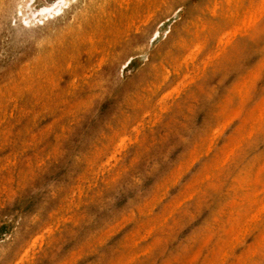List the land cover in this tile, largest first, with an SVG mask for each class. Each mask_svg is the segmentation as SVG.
Instances as JSON below:
<instances>
[{"label": "rangeland", "instance_id": "1", "mask_svg": "<svg viewBox=\"0 0 264 264\" xmlns=\"http://www.w3.org/2000/svg\"><path fill=\"white\" fill-rule=\"evenodd\" d=\"M28 1L0 0V264H264V15L206 64L216 41L183 58L206 0H68L52 18Z\"/></svg>", "mask_w": 264, "mask_h": 264}, {"label": "bare ground", "instance_id": "2", "mask_svg": "<svg viewBox=\"0 0 264 264\" xmlns=\"http://www.w3.org/2000/svg\"><path fill=\"white\" fill-rule=\"evenodd\" d=\"M21 1V0H20ZM28 1V0H27ZM29 1H33V0H29ZM28 1V2H29ZM73 2H74V0H72ZM76 1V0H75ZM126 1H128V0H126ZM130 1V0H129ZM135 1V0H134ZM133 1V2H134ZM137 1V3H138V0H136ZM140 2H139V4H137V3H135V5L137 4V6L138 5H140V3H141V0H139ZM143 1V0H142ZM157 1V2H156ZM158 1L159 0H148L147 1V3H150V2H154L155 4H146V10H148V8L149 9H151V7H149V6H151V5H153V7L155 6V8H156V10H159V9H162L163 7L162 6H160V4L158 5L157 3H158ZM202 1H204V0H202ZM211 0H206V3H203L204 5H203V7H201L202 9H203V11H202V14H200V17L198 16L197 18H198V20H197V23L196 24H194V30H195V33H193L192 32V34H193V40H194V38L197 40V42H196V45H194L193 47H195V48H192L193 50L192 51H189L188 53H186L187 54V56L185 55L183 58H185V60H184V62L185 61H187V59L188 58H190V60H192V61H197V60H199L200 58L199 57H201V56H199L200 54L199 53H203L202 51H201V49H203L204 47H206L207 45H206V43H207V41L208 40H211V42L210 43H212V41H216L217 43H215V44H217V46H216V50L215 51H213L211 54H208L206 57H205V61H206V64L207 63H209L210 64V62L211 61H215L214 63H216V61H219V60H221L222 58H223V55L222 54H225L224 52H227L226 50L229 48V46H231V45H233V43L234 42H238L239 40H240V38H242V36H244V37H246V39H248L247 37H248V35H250V34H252L253 35V30L255 29V31H256V29H258L257 30V32L259 31L260 32V30H259V28H257L258 27V25H259V22H258V24H257V21L259 20V18L262 16V15H264V0H218V2H216V0L215 1H213L214 3H211L210 2ZM28 2H24V3H26V4H24V5H29L30 4V2H29V4H27ZM35 2V1H34ZM47 4L45 5V6H42V8H39V9H36V10H33V11H30L31 10V8L29 9V6L27 7V8H25L26 6H24L23 8H25V9H29V11L30 12H32V14L33 15H35V14H40L41 15V17H42V15H46L47 14V16L49 15L51 18L53 17V15L55 14V12H57L55 15H58V13L59 12H62L61 11V9L62 8H65L64 7V5H66V3H68V0H47ZM70 2V1H69ZM72 2V3H73ZM78 2V1H77ZM76 2V3H77ZM144 2V1H143ZM145 2H146V0H145ZM163 1H161V3H162ZM22 3V2H21ZM21 3H20V5H21ZM72 3H71V5H72ZM165 3V2H164ZM168 3V2H167ZM166 3V4H167ZM131 4V3H130ZM141 4H143V5H145L144 3H141ZM199 4V3H198ZM200 4H202L201 2H200ZM62 5H63V7H62ZM70 5V6H71ZM69 6V7H70ZM17 7H21V6H18L17 5ZM74 7V6H73ZM122 7V6H121ZM141 7V6H140ZM139 7V8H140ZM152 7V8H153ZM162 7V8H161ZM198 8H200V7H198ZM33 9H34V6H33ZM69 9V8H68ZM68 9H67V11H68ZM71 9V8H70ZM122 9H124V8H121V10ZM144 9V8H143ZM21 10H23L22 8H21ZM127 10H128V6H127ZM145 10V11H146ZM166 10V9H165ZM18 13H21L20 12V10L18 9ZM124 11H125V9H124ZM130 11V10H129ZM137 11V10H136ZM136 11H134V12H136ZM154 11V10H153ZM152 11V12H153ZM160 11H162V10H160ZM15 12V11H14ZM54 12V13H53ZM125 12H127V11H125ZM132 12V11H131ZM192 12V11H191ZM24 13V12H23ZM26 13V17H27V15H28V12H25ZM128 13V12H127ZM133 13V12H132ZM158 13V12H157ZM195 13V12H194ZM197 13H198V11H197ZM31 14V13H30ZM31 14V15H32ZM133 14H135V13H133ZM132 14V15H133ZM60 15V14H59ZM63 15V14H62ZM132 15H131V17H132ZM195 15H198V14H195ZM22 16V15H21ZM127 16H129V15H127ZM23 17V16H22ZM59 17V16H58ZM191 17V16H190ZM14 18V17H13ZM34 18V17H33ZM38 18H40V17H38ZM48 19L46 16H44V19ZM192 18V17H191ZM195 18V17H194ZM196 18V19H197ZM263 18H264V16H263ZM17 19V18H16ZM19 19H21L22 20V18L21 17H19ZM36 19H37V17H36ZM43 19V18H42ZM43 19V20H44ZM262 19V18H261ZM15 20V19H14ZM29 20V19H28ZM37 20H39L40 21V19H37ZM43 20H42V22H43ZM50 20V19H49ZM190 20H192V19H190ZM23 21H24V19H23ZM36 21V20H35ZM39 21H37V23L39 22ZM53 21H54V18H53ZM184 21H185V19H184ZM194 21H196V20H194ZM261 21V20H260ZM263 21H264V19H262V21H261V24L263 25L264 23H263ZM19 22V21H18ZM25 22V21H24ZM29 22H30V20H29ZM42 22H40L39 24H41ZM23 23V22H22ZM26 23V22H25ZM47 23H49V22H47ZM31 24V23H30ZM29 24V25H30ZM33 24V23H32ZM31 24V25H32ZM45 24V23H44ZM14 25H16V24H14ZM22 25V24H21ZM24 25V24H23ZM26 25V24H25ZM29 25H27V26H29ZM48 25V24H47ZM261 25V26H262ZM41 26H43V25H41ZM40 26V27H41ZM45 26V25H44ZM16 27H18V26H16ZM16 27H15V29H16ZM25 27V26H24ZM38 27V26H37ZM263 28H264V26H262ZM179 28V27H178ZM22 29V28H21ZM25 29V28H24ZM34 29V28H33ZM176 29H177V27H176ZM183 29V28H182ZM181 29V30H182ZM192 29V28H191ZM180 30V29H179ZM183 31V30H182ZM184 32V34L186 33L185 31H183ZM182 32V33H183ZM256 32V33H257ZM181 33V32H180ZM256 33H254V34H256ZM178 34V33H177ZM187 34H188V32H187ZM192 34H190V35H192ZM176 35V34H175ZM180 36H179V38L181 37L182 39L184 38V35H183V37H182V34H179ZM257 35V34H256ZM173 36V35H172ZM177 37V39H178V36H176ZM175 37V38H176ZM187 37H189V36H187ZM192 37V36H191ZM250 37V36H249ZM253 37V36H252ZM172 38V37H171ZM181 39V40H182ZM185 39V38H184ZM187 39V38H186ZM172 40H173V38H172ZM188 41H189V39H187ZM186 40V41H187ZM192 40V41H193ZM200 40H205V46L203 47V48H200V47H202V46H200ZM207 40V41H206ZM253 40V39H252ZM169 41V40H168ZM170 41H171V39H170ZM177 41H179V39L177 40ZM191 41V40H190ZM189 41V42H190ZM191 41V42H192ZM243 41V40H242ZM253 41H255V40H253ZM258 41V40H257ZM181 42V41H180ZM179 42V43H180ZM189 42L187 43V44H189ZM244 43H245V40L243 41ZM168 43V42H167ZM172 43V42H171ZM183 43V42H182ZM182 43H181V45H182ZM209 43V44H210ZM169 44V43H168ZM173 44H174V41H173ZM191 44V43H190ZM241 44H243V43H241ZM255 44V43H254ZM264 44V43H263ZM166 45V44H165ZM175 45L176 44H174V48H175ZM180 44L179 45H177L176 47L178 48V46H180L181 47V49H183L182 47H183V45L181 46ZM245 45H248V41H247V44H245ZM168 46V45H167ZM242 46V45H241ZM240 46V47H241ZM257 46V45H256ZM255 46V47H256ZM209 47H211V46H209ZM208 47V48H209ZM233 47V46H232ZM237 47V46H236ZM244 47V46H243ZM250 47V46H249ZM263 47V46H262ZM262 47H261V49H262ZM163 48V47H162ZM184 48H185V46H184ZM219 48V49H218ZM235 48V47H234ZM252 48V47H251ZM250 48V49H251ZM259 48V47H258ZM176 49V48H175ZM180 49V48H179ZM179 49H177V50H179ZM247 49V48H246ZM254 49V48H253ZM264 49V48H263ZM262 49V50H263ZM176 50V51H177ZM205 50H206V48H205ZM218 50V51H217ZM229 50H231L230 48H229ZM235 50V51H234ZM233 51L234 52H238V51H236V50H238V49H234ZM248 50V49H247ZM262 50H261V52H262ZM162 51V50H161ZM166 51V50H165ZM208 51V50H207ZM223 51V52H222ZM160 52V51H159ZM158 52V53H159ZM174 52V51H173ZM183 52V51H182ZM181 52V53H182ZM230 52L231 51H229V54H230ZM233 52V53H234ZM264 52V51H263ZM157 53V54H158ZM168 53V52H167ZM178 53V52H177ZM177 53H176V55H177ZM206 53V52H205ZM210 53V52H209ZM179 54V53H178ZM232 54V53H231ZM240 54V53H239ZM160 55V54H159ZM203 55V54H202ZM237 55V54H236ZM264 55V54H263ZM262 55V56H263ZM161 56V55H160ZM167 56V55H166ZM173 56H175L174 55V53H173ZM179 57V56H178ZM240 57V56H239ZM172 58V57H171ZM183 58H181V60H180V63L181 62H183L182 61V59ZM187 58V59H186ZM238 58V57H237ZM170 59V58H169ZM175 59H177V57H175ZM165 60V59H164ZM190 60H188L189 62H190ZM204 60V59H203ZM171 61V60H170ZM173 61H175V60H172L171 62H173ZM176 62V61H175ZM179 62V61H178ZM178 62H176L177 64L176 65H178ZM224 62H226V61H224ZM174 63V62H173ZM173 63L171 64V66L173 65ZM179 63V64H180ZM191 63V62H190ZM204 63V62H203ZM170 64V63H169ZM185 64V63H184ZM183 64V65H184ZM186 64H188L187 62H186ZM192 64V63H191ZM206 64L204 65L205 67H206ZM218 64V63H217ZM225 63H222L221 65L223 66ZM261 64V63H260ZM228 65V64H227ZM262 65V64H261ZM164 66V65H163ZM170 66V67H171ZM188 66H190V65H188ZM192 66H194V65H192ZM203 65H202V67H204ZM211 66H213V65H211ZM211 66H209V67H211ZM164 67H166V66H164ZM177 67V66H176ZM175 67V68H176ZM181 68V66L180 65H178V69H180ZM185 67H186V69H188L189 70V72L191 73V70L189 69V68H187V65H185ZM201 67V66H200ZM216 67V66H215ZM219 67V66H218ZM224 67V66H223ZM259 67V66H258ZM174 68V70H176ZM184 68V67H183ZM182 68V69H183ZM197 68H198V65H197ZM221 68V67H220ZM225 68V67H224ZM164 69V68H163ZM177 69V70H178ZM182 69L180 70V71H182ZM204 69V71H207V69L205 70V68H203ZM209 69H211V68H209ZM166 70H168L167 68H166ZM165 70V71H166ZM196 70V69H195ZM198 70H199V68L197 69V71H195V73L196 72H198ZM212 70H214L213 68H212ZM187 71V70H186ZM203 71V70H202ZM162 72V71H161ZM167 72V71H166ZM171 72V71H170ZM174 72V71H173ZM211 72V71H210ZM176 73H178V72H176ZM182 73V72H181ZM181 73L179 74V75H181ZM190 73H188V71H187V74L186 75H188V77L185 75V73H182V75H185V77L184 76H181V77H183V79L185 78V79H188L187 81L189 82V79L192 77V75L193 76H195L193 73L192 74H190ZM205 72H203V74H204ZM166 74V73H165ZM167 74H168V72H167ZM165 75V76H168V75ZM172 74V73H171ZM171 74H169V75H171ZM197 74H199V75H201L202 73H200V72H198ZM212 74H214V72L212 73ZM161 75V74H160ZM163 75V74H162ZM161 75V76H162ZM178 75V74H177ZM176 75V76H177ZM190 75V76H189ZM208 75V74H207ZM164 76V75H163ZM175 76V75H174ZM203 76V75H202ZM205 76V75H204ZM218 76V75H217ZM216 76V77H217ZM180 77V78H181ZM190 77V78H189ZM196 77V76H195ZM207 77V76H206ZM174 78H176V77H174ZM179 78V80H177V82L178 81H180V83L181 84H183L184 85V81H181V79ZM205 78V77H204ZM210 78V77H209ZM41 79V78H40ZM161 79H164V78H161ZM182 79V80H183ZM193 79L194 78H192V81H193ZM199 79V78H198ZM39 80V79H38ZM42 80V79H41ZM191 80V79H190ZM195 80V79H194ZM42 81H44V80H42ZM167 81H169V80H167ZM186 81V80H185ZM206 81H208V79L206 80ZM163 82V81H162ZM176 82V81H175ZM183 82V83H182ZM187 82V84H189ZM196 82H198L197 80H196ZM195 82V83H196ZM243 82V81H242ZM253 82V81H252ZM42 83V82H41ZM44 83V82H43ZM51 83H52V81H51ZM54 83V82H53ZM170 83H173L172 81L170 82ZM194 83V84H195ZM243 83H246V82H243ZM47 84H50V83H47ZM55 84V83H54ZM53 84V85H54ZM165 84H166V82H165ZM186 84V83H185ZM186 84V85H187ZM199 84V83H198ZM241 84V83H240ZM240 84H238V85H240ZM251 84V83H250ZM41 85V84H40ZM40 85H39V87H40ZM52 85V84H51ZM173 85V84H172ZM164 86V85H163ZM185 86V85H184ZM245 86V85H244ZM250 87H251V85H249ZM29 87V86H28ZM42 87V86H41ZM40 87V88H41ZM44 87H45V85H44ZM173 87H175V86H173ZM171 88L173 91L174 90H176L175 88ZM195 87H196V85H195ZM177 88V87H176ZM184 88V87H183ZM190 88V87H189ZM188 88V89H189ZM237 88V87H236ZM236 88H235V90H236ZM50 89V88H49ZM54 89H55V86H54ZM178 89L179 88H177V92H180L182 89H180V91H178ZM186 89V88H185ZM29 90V89H28ZM44 90V89H43ZM197 90V89H196ZM40 91V90H39ZM46 91V90H45ZM169 92H170V90H168ZM190 91V90H189ZM247 91V90H246ZM250 91H252V89L250 90ZM35 92H36V89H35ZM47 92V91H46ZM172 92V91H171ZM185 92H186V90H185ZM49 93V92H48ZM168 93V92H167ZM166 93V94H167ZM173 93V92H172ZM174 93L176 94V92L174 91ZM188 93H190V92H188ZM168 94H171V93H168ZM190 94H192V92L190 93ZM234 94V93H233ZM232 94V95H233ZM249 94H252V92L251 93H249ZM40 95H43V94H40ZM165 95V94H164ZM178 95H179V93H178ZM235 95V94H234ZM248 95V94H247ZM23 96H24V94H23ZM47 96V95H46ZM49 96H50V94H49ZM166 96V95H165ZM162 96V101H164V99L165 100H168L169 98H171L172 97V95H171V97H168V96ZM170 96V95H169ZM175 96V95H174ZM174 96L171 98V100L173 101V98H174ZM177 96V95H176ZM165 97V98H164ZM190 97V96H189ZM240 97V96H239ZM164 98V99H163ZM168 98V99H167ZM185 98V97H184ZM236 98V97H235ZM245 98H248L247 96L245 97ZM177 100H179V98H176ZM186 99V98H185ZM249 99V98H248ZM37 100V99H36ZM237 100V99H236ZM171 101V102H172ZM235 101V100H234ZM240 101V100H239ZM35 102V101H34ZM158 102H161V100H159L158 99ZM170 102V103H171ZM174 102V101H173ZM173 102H172V104H173ZM180 102V101H179ZM184 102V101H183ZM233 102V101H232ZM231 102V103H232ZM241 102V101H240ZM246 102H248V101H246ZM165 101L164 102H162V103H159V105H161V106H163L162 107V109H161V106H159L160 107V109L162 110V111H164V110H166V107H168L167 105H169V104H166V106H165ZM241 103H244V102H241ZM35 104V103H34ZM36 104H38V103H36ZM264 104V103H263ZM148 105V104H147ZM171 105V104H170ZM240 105H242V104H239L238 106H240ZM261 105V104H260ZM158 107V108H159ZM229 107V106H228ZM235 107V106H234ZM259 107V110H258V112H261V111H263L262 113L264 114V110H260V106H258ZM262 107H264V106H262ZM155 108H157L156 106H155ZM170 108V107H169ZM235 108H239V107H235ZM240 108H241V106H240ZM172 109V108H171ZM229 109H230V107H229ZM258 109V108H257ZM263 109V108H262ZM236 110V109H235ZM242 110V109H241ZM240 110V111H241ZM224 111H226L225 109H224ZM236 111H239V110H236ZM234 112V111H233ZM11 113H13L12 111H11ZM235 113H237V112H235ZM234 113V114H235ZM241 113V112H240ZM253 113V112H252ZM256 113V112H255ZM262 113H260L261 115H262ZM11 115V114H10ZM210 115V114H209ZM228 115V114H227ZM236 115V114H235ZM240 115V114H239ZM12 116V115H11ZM229 116H230V113H229ZM253 116H255V115H253ZM233 117V116H232ZM231 117V118H232ZM257 117V116H256ZM255 117V118H256ZM4 118H5V116H4ZM254 118V119H255ZM259 117H257L256 119H258ZM262 118H263V116H262ZM213 119V118H212ZM226 119V118H225ZM233 119H234V117H233ZM255 119V121L256 122H258V120H256ZM2 120H3V118H2ZM1 120V121H2ZM227 120L229 121L230 119L229 118H227ZM223 121L224 123H221V125L222 124H226V122H228V121ZM213 121V120H212ZM217 121V120H216ZM246 121V120H245ZM254 121V122H255ZM230 122V121H229ZM250 122V125L251 126H253L251 123V121H249ZM253 122V123H254ZM212 123V122H211ZM247 124H249V123H247ZM216 125V124H215ZM221 125H219V126H221ZM209 126V125H208ZM245 126H246V124H245ZM245 126H244V128H245ZM260 126H262V125H260ZM260 126H258V127H260ZM211 127V126H210ZM254 127H255V125H254ZM216 128H220V127H216ZM216 128H215V130H216ZM241 128H242V126H241ZM263 128V127H262ZM209 129V128H208ZM213 129V128H212ZM243 129V128H242ZM261 129V128H260ZM210 130V129H209ZM214 129L212 130V134L213 133H215L216 131H215ZM218 130V129H217ZM249 130V129H248ZM250 130H252V129H250ZM254 130V129H253ZM8 131V130H7ZM215 131V132H214ZM241 131V130H240ZM254 132H256V131H254ZM259 132V131H258ZM242 133V132H241ZM251 133H253V131H251ZM251 133H249L248 135H251ZM244 135V134H243ZM243 135H241L240 134V137H239V139L241 138V136H242V138H243ZM257 135V134H256ZM247 136V135H246ZM255 136V135H254ZM4 136H2V138H3ZM209 140V139H208ZM238 140V139H237ZM243 140H244V138H243ZM243 140H242V142H243ZM121 144L124 142V139H121ZM211 141L213 142V139H211ZM211 141H209V142H211ZM241 141V139L239 140V142ZM248 141H250V140H248ZM204 142V141H203ZM202 142V143H203ZM212 142L210 143V145L208 146V143H207V141H206V143H207V145L204 147V148H208V150L207 151H209V147L211 146V144H212ZM237 142V141H236ZM241 142V143H242ZM244 142H246V141H244ZM243 142V143H244ZM205 143V144H206ZM204 144V143H203ZM232 144H235V142L234 143H232ZM231 143H230V145L228 146L230 149L232 148V147H236V146H232V147H230L231 145H232ZM236 145V144H235ZM208 146V147H207ZM215 146V145H214ZM213 146V147H214ZM237 146H238V144H237ZM202 147V148H203ZM227 147V148H228ZM244 147V146H243ZM215 148V147H214ZM234 148H233V150H234ZM239 148V150H241V147H238ZM210 150H211V148H210ZM220 150V149H219ZM227 150V149H226ZM226 150H224V151H226ZM232 150V149H231ZM239 150H238V153H239ZM199 152H200V150H198ZM230 151V150H229ZM215 152V151H214ZM228 152V151H227ZM208 153V152H207ZM221 153V152H220ZM232 153H233V151H232ZM235 153H237V151L235 152ZM237 153V154H238ZM206 154V153H205ZM214 154V153H213ZM223 154V153H222ZM222 154H221V156H222ZM225 154H226V152H225ZM229 154H230V152H228V156L226 157V158H229ZM196 155H198V154H196ZM200 155H202V153L200 154ZM207 155V154H206ZM217 155V154H216ZM232 155H234V154H232ZM203 156V155H202ZM225 156V155H224ZM223 158V157H222ZM231 158H233L232 156H231ZM219 159V158H218ZM224 159L225 158H223V161H224ZM220 160H222L221 158L219 159V161L218 162H221ZM226 160V159H225ZM228 160V159H227ZM226 160V161H227ZM225 162V161H224ZM233 161H232V159H231V163H232ZM211 163H213L212 161H211ZM216 163V162H215ZM222 163V162H221ZM234 163V162H233ZM217 164H219V163H217ZM217 164H215V166L217 165ZM229 164H230V162H229ZM221 165H223V164H221ZM211 165L209 164V166L208 167H210ZM213 166V165H212ZM231 166V165H230ZM0 167H1V165H0ZM214 167V166H213ZM219 166H217V167H215V168H218ZM222 167H224V166H222ZM2 168H3V166H2ZM207 167H205V169H206ZM232 169V168H231ZM251 169V168H250ZM249 169V170H250ZM252 171H253V169H252ZM4 172V171H3ZM207 172H209V170L207 169ZM207 172H205V173H207ZM214 172V171H213ZM246 172V171H245ZM204 173V174H205ZM12 174V173H11ZM14 174V173H13ZM218 175H219V172L217 173ZM252 174V173H251ZM207 175V174H206ZM210 176V175H209ZM243 176V175H242ZM215 177H217V176H215ZM249 177H250V175H249ZM248 177V178H249ZM206 178H207V176H206ZM217 178H219V177H217ZM220 178H222V175L220 176ZM245 178V177H244ZM248 178H246L247 180H248ZM241 179H243V178H241ZM245 179V180H246ZM201 180H203L202 178H201ZM216 180V179H215ZM214 180V181H215ZM219 180V179H218ZM227 181V180H226ZM252 182H253V179L251 180ZM197 182H198V180H197ZM217 181H215V182H213V183H216ZM219 182V181H218ZM250 182V181H249ZM249 182H248V184H249ZM208 183V182H207ZM233 183V182H232ZM254 183H255V181H254ZM193 184V183H192ZM192 184L189 186L190 188H192L193 189V187H192ZM195 184V183H194ZM208 184H210L211 185V187H212V185H214V184H212L211 182H209ZM218 184H220V182L218 183ZM218 184H215L213 187L215 188V186L216 185H218ZM234 184V183H233ZM4 185V184H3ZM231 185V184H230ZM229 185V186H230ZM257 185V184H256ZM261 185H263V184H261ZM207 186V185H206ZM209 186V185H208ZM224 186V185H223ZM234 186V185H233ZM232 186V187H233ZM249 186V185H248ZM3 187V186H2ZM5 187V186H4ZM188 187V188H189ZM196 187V186H195ZM232 187H228L227 188V190L228 189H231ZM187 188V187H186ZM187 188V189H188ZM202 188H204V187H202ZM252 188H255V187H252ZM251 188V189H252ZM261 188H262V186H261ZM264 188V187H263ZM186 189V190H187ZM192 189L190 190V191H192ZM206 189V188H205ZM213 189V188H212ZM216 189H219V187H217ZM186 190H185V194H187L189 191H187L186 192ZM189 190V189H188ZM194 190V189H193ZM215 190V189H214ZM223 190V189H222ZM250 190V189H249ZM206 191V190H205ZM208 191H209V189H208ZM233 191H234V189H233ZM254 191H255V189H254ZM257 191H259V190H257ZM200 192H201V190H200ZM202 192H204V191H202ZM249 192V191H248ZM190 193V192H189ZM193 193H195V192H193ZM205 193V192H204ZM227 193V192H226ZM254 193V192H253ZM259 193H260V191H259ZM263 193H264V191H263ZM184 194V195H185ZM258 194V193H257ZM183 195V194H182ZM183 195V196H184ZM190 195H191V197H192V195L193 194H191L190 193ZM199 195H201V194H199ZM243 195V194H242ZM248 195V194H247ZM220 196V195H219ZM253 196H254V194H253ZM190 197V198H191ZM198 197V196H197ZM262 197V196H261ZM188 198V197H187ZM199 198V197H198ZM185 199V198H184ZM249 199H251V198H249ZM248 199V200H249ZM261 199V198H260ZM260 199H259V203H260ZM179 200H180V198H179ZM210 200V199H209ZM239 200V199H238ZM185 201H187V200H185ZM191 201L193 202V200L191 199ZM241 201H242V199H241ZM220 202V201H219ZM225 202V201H224ZM223 202V203H224ZM234 203H235V201H233ZM240 202V200L239 201H236V204L237 203H239ZM252 202V201H251ZM250 202V203H251ZM264 202V201H263ZM263 202H262V205H260L259 207H257L258 209H261V207H262V209H264V205H263ZM186 203V202H185ZM190 202H188V204H189ZM218 203V202H217ZM254 203V202H253ZM256 203H257V200H256ZM258 203V204H259ZM181 203H179V205H180ZM241 204V203H240ZM236 206H238V205H236ZM254 209V211H258V209ZM256 211V212H257ZM253 212V211H252ZM260 210H259V212H258V214L260 215ZM251 213V212H250ZM167 214V213H166ZM252 214L253 213H251L250 215L252 216ZM261 214H262V212H261ZM164 215V214H163ZM162 216V215H161ZM249 216V215H248ZM251 216H249V220L251 221V219L253 220V217L250 219V217ZM254 216H256L257 217V213H255V215ZM264 217V216H263ZM141 218H143V217H141ZM159 218V217H158ZM163 218V217H162ZM162 218H159V221H160V219L162 220ZM245 218H247V219H245ZM244 218V221L245 220H248V217H245ZM255 219V218H254ZM259 219V218H258ZM166 221V220H165ZM158 222V221H157ZM246 223L248 222V221H245ZM245 222H243V223H245ZM261 222H259V224H260ZM251 224V223H250ZM258 224V223H257ZM247 225V224H246ZM245 225V226H246ZM256 226V225H255ZM254 226V227H255ZM162 227V226H161ZM164 227V226H163ZM250 227V226H249ZM258 227V226H257ZM152 228V227H151ZM254 229V228H253ZM240 230H238V232H239ZM151 232V231H150ZM241 232H242V229H241ZM240 232V233H241ZM240 233H238V235H240ZM244 233H246V231L244 232ZM141 235V234H140ZM235 235V234H234ZM237 235V233H236V235L235 236H237L238 238H239V236ZM250 235V234H249ZM38 236V235H37ZM257 236H260V235H257ZM36 237V236H35ZM38 238V237H37ZM141 238H142V236H141ZM140 238V239H141ZM231 238V240L229 239V241L228 242H233V239L234 238H236V237H230ZM260 238H261V236H260ZM240 239V238H239ZM238 239V240H239ZM241 239H243V238H241ZM237 240V239H236ZM237 240V241H238ZM34 241V240H33ZM142 241H144V240H142ZM136 242V241H135ZM240 242V241H239ZM238 242V243H239ZM261 242V241H260ZM260 242H258V244L257 245H259L261 248L262 247H264V246H262V245H260ZM130 243L131 242H129L128 243V245H130ZM241 243V242H240ZM136 244V243H135ZM236 244V243H235ZM231 245V243H229V245H231L230 247H232V253H233V248H235L236 247V245ZM143 245V244H142ZM227 246V245H226ZM235 246V247H234ZM251 246H252V244H251ZM254 246V245H253ZM252 246V247H253ZM137 247H138V244H137ZM143 246H140V248H142ZM145 247V246H144ZM143 247V248H144ZM259 247V248H260ZM129 248H131V246H129ZM227 248V247H226ZM229 248V247H228ZM248 248V247H247ZM253 248H255V250H256V247H253ZM253 248L251 249V250H253ZM260 248V249H261ZM125 249L126 248H124V251H125ZM223 249H224V245H223ZM264 249V248H263ZM127 250V249H126ZM131 250V249H130ZM130 250H128V252L130 251ZM134 250V249H133ZM222 250V249H221ZM227 250V249H226ZM225 250V251H226ZM248 250H249V248H248ZM148 251V250H147ZM224 251V253H226ZM228 252L230 251V249L229 250H227ZM257 251H259V249L257 250ZM262 251V250H261ZM263 252V251H262ZM26 253V252H25ZM132 253H133V256L135 255L134 254V251H132ZM131 253V254H132ZM232 253H231V255H232ZM247 253H248V251H247ZM250 253V252H249ZM257 253V252H256ZM259 253H260V251L258 252V255H259ZM124 254V253H123ZM122 254V255H123ZM126 254H128V253H126ZM125 254V255H126ZM131 254L130 255H128L127 257L129 258V256H130V258H132V259H134V257H132L131 256ZM220 254H221V252H220ZM219 254V255H220ZM254 254H255V252H254ZM125 255H124V257H125ZM144 255V254H143ZM224 255V254H223ZM230 255V256H231ZM141 256V255H140ZM139 256V257H140ZM148 256V255H147ZM247 256V255H246ZM248 256H249V254H248ZM252 256H253V254H252ZM252 256H251V258H252ZM22 257V256H21ZM120 258H122L123 259V257H120ZM128 258H125L124 260H127ZM223 258H225V257H223ZM222 258V259H223ZM233 258V257H232ZM247 258V257H246ZM222 259H220V260H222ZM229 259V258H228ZM228 259H226V260H228ZM243 259V258H242ZM241 259V260H242ZM118 260H119V258H118ZM251 260V259H250ZM255 260V259H254ZM20 261V260H19ZM122 262H123V260H121ZM137 261V260H136ZM139 261H140V258H139ZM139 261H137V262H139ZM223 261H224V259H223ZM252 261V260H251ZM250 261V262H251ZM256 261H258V260H256ZM17 262V261H16ZM115 262V261H114ZM113 262V264H115ZM129 262V260L128 261H126V263H128ZM145 262V261H144ZM219 262V261H218ZM253 262V261H252ZM251 262V263H252ZM117 263H119V264H121L119 261L117 262ZM116 263V264H117ZM135 263V262H134ZM216 262H214V264H215ZM238 263V262H237ZM250 263V264H251ZM254 263H255V261H254ZM225 264H227V263H225ZM230 264V263H229ZM256 264V263H255Z\"/></svg>", "mask_w": 264, "mask_h": 264}]
</instances>
